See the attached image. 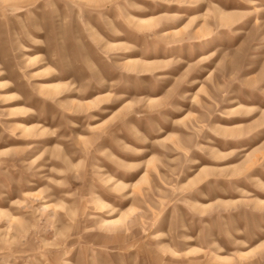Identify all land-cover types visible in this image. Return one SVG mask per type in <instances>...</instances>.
<instances>
[{
	"label": "rangeland",
	"instance_id": "rangeland-1",
	"mask_svg": "<svg viewBox=\"0 0 264 264\" xmlns=\"http://www.w3.org/2000/svg\"><path fill=\"white\" fill-rule=\"evenodd\" d=\"M0 264H264V0H0Z\"/></svg>",
	"mask_w": 264,
	"mask_h": 264
}]
</instances>
